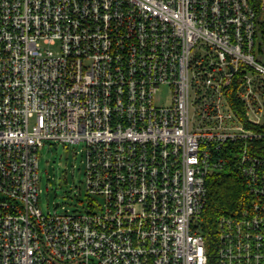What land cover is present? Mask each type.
Returning <instances> with one entry per match:
<instances>
[{"label": "built area", "instance_id": "obj_1", "mask_svg": "<svg viewBox=\"0 0 264 264\" xmlns=\"http://www.w3.org/2000/svg\"><path fill=\"white\" fill-rule=\"evenodd\" d=\"M46 142L84 145L82 212L40 208ZM232 157L214 264H264V0H0V264H211Z\"/></svg>", "mask_w": 264, "mask_h": 264}, {"label": "rangeland", "instance_id": "obj_2", "mask_svg": "<svg viewBox=\"0 0 264 264\" xmlns=\"http://www.w3.org/2000/svg\"><path fill=\"white\" fill-rule=\"evenodd\" d=\"M39 206L44 213L82 212L89 201L86 193L85 147L46 142L38 154Z\"/></svg>", "mask_w": 264, "mask_h": 264}, {"label": "trees", "instance_id": "obj_3", "mask_svg": "<svg viewBox=\"0 0 264 264\" xmlns=\"http://www.w3.org/2000/svg\"><path fill=\"white\" fill-rule=\"evenodd\" d=\"M207 188V201L199 226L206 240L211 264H214L220 218L236 215L248 202L249 195L234 157L222 171L208 179Z\"/></svg>", "mask_w": 264, "mask_h": 264}, {"label": "water", "instance_id": "obj_4", "mask_svg": "<svg viewBox=\"0 0 264 264\" xmlns=\"http://www.w3.org/2000/svg\"><path fill=\"white\" fill-rule=\"evenodd\" d=\"M58 206H59V204H56V205H55V207H58Z\"/></svg>", "mask_w": 264, "mask_h": 264}]
</instances>
